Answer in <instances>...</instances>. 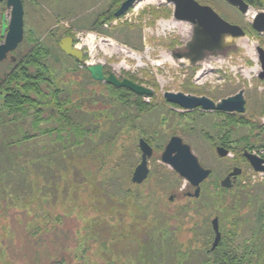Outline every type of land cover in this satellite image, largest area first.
Returning <instances> with one entry per match:
<instances>
[{"label":"rangeland","instance_id":"374dc122","mask_svg":"<svg viewBox=\"0 0 264 264\" xmlns=\"http://www.w3.org/2000/svg\"><path fill=\"white\" fill-rule=\"evenodd\" d=\"M124 1L21 0L24 35L18 50L24 53L33 44L46 48L51 53L45 74L50 82L40 85L45 97L32 94L36 106L21 113L9 112L5 92L0 95V264H210L214 218L226 248L230 244L244 264H264V224L257 223L258 214L264 216V176L242 156L243 151L264 152V91H259L264 81L248 82L240 74L242 65L251 66L243 46L259 45L258 39L248 35L251 43L241 39L238 48L219 55L227 68L212 72L211 83L195 86L193 71L180 69L170 57L171 51L182 48L185 27L168 31L159 26H172V6L164 0H141L118 20L108 19ZM195 1L247 31L258 11L252 8L239 16L223 0ZM9 12L0 3V24ZM76 35L89 42V49L83 47L86 61L93 55L105 73L153 92L142 97L148 110H138L132 93L114 91L80 74L83 65L58 47L62 38ZM54 90L61 91L60 104ZM239 91L245 100L243 114L182 112L163 98L165 92H181L217 103ZM56 105L63 112L69 109L71 127L54 118ZM228 117L248 124L231 125ZM172 136L180 137L211 171L197 199L184 197L193 189L160 161ZM139 139L150 145L153 156L147 180L134 185ZM217 147L229 155L220 158ZM233 168L242 174L231 188H222L220 182ZM24 174L31 175L30 184H22ZM8 183L11 192L21 193L16 202L30 208L7 210ZM48 194L50 204L43 206ZM37 204L49 217L33 231L27 226L37 217L30 213Z\"/></svg>","mask_w":264,"mask_h":264},{"label":"water","instance_id":"95a60500","mask_svg":"<svg viewBox=\"0 0 264 264\" xmlns=\"http://www.w3.org/2000/svg\"><path fill=\"white\" fill-rule=\"evenodd\" d=\"M5 2L10 11L9 19L3 18L0 37V62L4 61L8 54L15 51L23 41L24 35V10L21 0H0ZM141 0H125L114 12L115 18H120L126 14L135 4ZM233 7H236L242 14H247L250 6L244 0H224ZM172 6V19L175 22H185L190 24L191 33L184 43L185 51H171L170 57L180 69L195 68L198 64L206 61V54H212V58L219 57L217 52L223 49H236L237 41L245 38V32L238 26L222 19L211 7L201 5L195 0H164ZM251 28L257 34H264V12H258L250 22ZM58 47L68 58L74 59L77 63H83V52L73 46L71 37H64L60 40ZM257 60L260 64L259 80H264V49L260 46L255 48ZM89 78L94 82L104 83L115 89H124L138 97H151L153 92L129 79H119L113 73H105L101 64L85 67ZM164 100L171 105H175L185 111L201 109L202 111H218L224 113L243 114L245 112V100L243 91L235 95L222 99L218 103L205 96H193L181 92H165ZM138 148L141 153L140 163L135 167L131 183L141 185L149 174L148 160L153 155V149L143 139L138 140ZM216 154L220 158L228 155V151L222 147L216 148ZM254 172L264 173V159L256 157L247 151L243 152ZM160 161L169 166L179 177L189 183L194 188L193 194L189 197L198 198L200 186L210 176L211 171L203 168L197 158L193 155L190 147L178 136H172L165 144L160 155ZM241 170H234L221 181L222 188H231L230 178H235ZM211 228L214 235L210 250L214 251L220 243L221 233L218 227V219L211 221Z\"/></svg>","mask_w":264,"mask_h":264},{"label":"trees","instance_id":"16d2710c","mask_svg":"<svg viewBox=\"0 0 264 264\" xmlns=\"http://www.w3.org/2000/svg\"><path fill=\"white\" fill-rule=\"evenodd\" d=\"M249 6L253 8H263L264 7V0H244ZM114 18V13H110L108 19ZM247 35L254 37L258 39L259 43L261 45H264V35L260 36L256 32L253 31L251 26L249 25V30L247 32ZM51 56V53L46 49L43 48L42 45H32L28 49V53L26 56V60L24 62V66H22L21 69H18L14 71L9 79L7 89V95L4 98V104L5 107L8 109L11 113H21L24 112L25 107H35L36 101L32 99L31 95H35L36 97H45L43 92L41 91L40 84L46 83L49 81L45 74L47 73V70H49L47 66V59ZM30 67L34 68V72L31 73L29 70ZM90 79V78H89ZM91 80V79H90ZM92 81V80H91ZM50 82V81H49ZM108 88H112V90L117 91V89L106 85ZM124 90V89H122ZM130 93L129 91L125 90L124 93ZM61 91H55L53 93V97H55L56 104H60L58 101V97L60 95ZM125 95V94H123ZM132 95V94H130ZM119 100H122L121 98H125V96L122 95H116ZM54 99V98H53ZM70 104V103H67ZM134 104L140 110L141 112H144L150 108V105L144 103L142 101V97H135ZM63 105V104H62ZM55 108V107H54ZM67 107L64 108V112L61 111V107L56 105V108L54 109V118L57 120L59 119L60 122L66 124V127H71L72 125H69L70 119H68V111ZM40 110H36V114H39ZM55 119V120H56ZM231 125H247L248 122L242 118H239L236 120L235 118H230ZM62 126V127H65ZM65 129V128H63ZM48 132V131H47ZM46 132V133H47ZM30 138H26L24 140H28ZM252 148H249L248 150H251ZM25 173V172H24ZM31 175L24 174V178L22 180V184H30L32 182V179L30 178ZM10 183L7 185V210H11L12 208H16L17 210L28 208V203L24 202H16V200L19 198L18 196L21 195V193H13L10 191ZM243 188V187H242ZM235 196L238 195V192L234 191ZM14 195H17L15 197ZM221 198H224L225 195L219 194ZM51 195H46L42 198L41 204L44 206L45 204H50L49 199ZM15 199V200H14ZM22 200V199H21ZM24 201V200H23ZM32 205L30 213H33L37 217L31 218V221L29 222L27 228H31L33 231H37L38 224L40 226L43 224L44 221L48 220V213L41 209L40 205ZM66 207L70 208L69 205L65 204ZM30 208V206H29ZM37 218V219H36ZM36 219V220H35ZM257 223L259 224V227H261L264 224V216L262 215V212L258 214ZM40 230V229H39ZM220 231V230H219ZM7 234L9 236L11 235L9 229H7ZM209 256H210V264H244L246 262L245 260H242L239 258V256L236 255L235 252L231 251L230 244L227 245V248L225 245H223V240L221 237L220 243L217 246V248L210 252L209 250ZM209 262V261H207Z\"/></svg>","mask_w":264,"mask_h":264},{"label":"built area","instance_id":"2783aa9c","mask_svg":"<svg viewBox=\"0 0 264 264\" xmlns=\"http://www.w3.org/2000/svg\"><path fill=\"white\" fill-rule=\"evenodd\" d=\"M117 20H118V18H117ZM173 21H174L173 19L170 21V22H172V26L169 25V22L168 23L159 24V26L163 25L166 30L170 31L171 28L174 27L173 26ZM179 23H181L182 26L185 27V28H183V32H184V34L186 36L187 31H188V24L184 23V22H179ZM174 28H176V27H174ZM78 37H79V35H76L74 37V40H75L74 43L76 41L80 40ZM80 41H81L80 44H76L75 43V47L77 49L82 50V52H83V47H86L87 49H89V42L87 41V39L84 40V41L83 40H80ZM243 49H244V55L245 56L247 55V57L249 58L251 66L245 67V65H242L241 68H240V74L243 76V78L246 79V81L250 82L252 79L258 78V75L260 73V64H259V62L257 60V56H256V58L251 57L249 55L247 49L245 47H243ZM83 54H85V52H83ZM93 58H94L93 55H90V60L89 61H86L84 59V61L82 63V65H83L82 67L84 68L86 66L97 65V64H101L104 67L103 63H98L97 61L93 60ZM227 65H228V62L216 58V59H212L211 62L204 61L203 63L198 64L195 68H191V69H187V70H192L193 73H194V76H192L193 77L192 78V83L195 86H197V85L198 86H203V85H205L207 83H211V80H213V78L210 76L212 74V72L213 73L214 72H219L220 73V71L222 70V67H226L227 68ZM219 73H217V74H219ZM222 73H224V72H222ZM187 76L188 75L184 74L182 76V78L186 79ZM217 78H218V76H217ZM218 80H220V79L218 78ZM259 91H264V87H260ZM178 111H182L183 112L185 110L179 108ZM253 154L258 156V157H264V152L253 153ZM257 174H260V175L264 176V173H257Z\"/></svg>","mask_w":264,"mask_h":264},{"label":"flooded vegetation","instance_id":"af4514ba","mask_svg":"<svg viewBox=\"0 0 264 264\" xmlns=\"http://www.w3.org/2000/svg\"><path fill=\"white\" fill-rule=\"evenodd\" d=\"M224 1V0H223ZM226 4H228L226 1H224ZM1 4H5V6H6V3L3 1V2H0ZM198 3V2H197ZM201 5H204V4H201ZM230 7H232L237 13H238V15L239 16H245V15H247L249 12H250V10L253 8V7H251L250 6V9H249V11H248V13L247 14H242L236 7H233V6H231L230 4H228ZM208 6V5H207ZM7 8V7H6ZM255 9H258V11H255L254 12V14H253V16L251 17V20L249 21V25H250V22L252 21V19L254 18V16L256 15V13H258V12H264V7L263 8H255ZM4 17L6 18V16L4 15ZM7 19V18H6ZM185 23V22H184ZM1 24H2V22H1ZM1 24H0V26H1ZM188 24V23H187ZM236 25V24H235ZM251 26V25H250ZM241 27V26H240ZM242 29H243V31L245 32V38H243V39H246V41L249 43L250 42V40L249 39H247V37H248V35H247V30L245 29V28H243V27H241ZM190 33H191V26H190V24H188V31H187V34H186V37H185V40H184V42H183V45H182V48L181 49H177V50H175V51H185L184 50V48H183V46H184V43H185V41L188 39V37H189V35H190ZM258 35H260V34H258ZM264 35V34H263ZM263 35H260V36H263ZM247 36V37H246ZM72 38V37H71ZM250 38H252V39H255L256 41H257V39L256 38H254V37H250ZM72 40H73V46L75 47V43H74V39L72 38ZM241 41V39L239 40V41H237V48L239 47V42ZM2 42V39L0 38V43ZM258 42V41H257ZM251 43V42H250ZM252 44H255V43H252ZM259 45H255L256 47L257 46H260L261 48H263L264 49V46L263 45H261L260 43H258ZM245 45H251V44H245ZM263 46V47H262ZM229 51H232V48L230 49V48H226V49H223V50H221V51H219V52H217V54H218V56L219 55H224L225 53H227V52H229ZM27 53H28V50L27 51H25L24 53H21V52H19V50H18V48L15 50V51H13V52H11V53H9L8 54V56H7V58L4 60V61H2V62H0V95H2L4 92H5V95H7V89L9 88V86H8V83H9V79H10V76H11V74L14 72V71H16V70H18V69H21L22 68V66H24V62H25V60H26V56H27ZM256 53V52H255ZM257 56V55H256ZM212 58V54H206V60L207 59H211ZM218 58V57H217ZM69 59H71V58H69ZM212 59H216V58H212ZM73 61H75V63L76 64H82V63H77V61L76 60H74V59H72ZM83 61H84V54H83ZM30 68H32V69H34L33 67H30ZM29 68V69H30ZM84 71L83 72H80V74L81 73H85V74H87L86 73V71H85V67L84 68H82ZM186 69H190V68H186ZM107 74V73H106ZM89 76V75H88ZM259 78V77H258ZM261 81V80H260ZM264 81V80H263ZM41 84H43V83H41ZM40 84V85H41ZM54 91H57V90H54ZM64 91V90H63ZM65 91H75L74 89L73 90H71V89H67V90H65ZM230 97V96H229ZM243 98H244V95H243ZM221 101V100H220ZM219 101V102H220ZM218 103V102H217ZM53 112H54V109L52 110ZM218 111H216V113H217ZM219 113H224V112H219ZM228 114H230V113H228ZM139 149V148H138ZM225 149V148H224ZM227 150V149H226ZM215 151H216V149H215ZM228 151V150H227ZM139 152H140V150H139ZM244 152V151H243ZM248 152V151H247ZM248 153H250V154H252V155H254L253 153H251V152H248ZM228 155H229V151H228ZM227 155V156H228ZM153 156V155H152ZM242 156H243V153H242ZM254 156H256V155H254ZM256 157H258V156H256ZM244 158V157H243ZM259 158H261V159H264V157H259ZM140 159H141V153H140ZM245 159V158H244ZM246 160V159H245ZM247 162V161H246ZM140 163V162H139ZM248 163V162H247ZM250 166V165H249ZM234 170V168L232 169V171ZM253 170V169H252ZM231 171V172H232ZM231 172H229L227 175H226V177L231 173ZM257 173V172H256ZM258 173H262V172H258ZM242 174V172H240V174L239 175H237L235 178H233V177H231L230 178V182L232 183V182H235V180L240 176ZM149 175V174H148ZM211 175V174H210ZM148 177V176H147ZM225 177V178H226ZM224 178V179H225ZM146 180H147V178H146ZM145 180V181H146ZM203 184V183H202ZM220 184H221V182H220ZM134 185H136V184H134ZM192 188V187H191ZM193 189V191H194V188H192ZM200 192H201V186H200ZM188 194H193V192H187V193H184V197L186 198V199H195V198H193V197H189L188 196ZM200 196V195H199ZM173 197L174 196H172V197H170L169 198V202H173ZM197 199V198H196ZM218 227H219V221H218ZM212 229V228H211Z\"/></svg>","mask_w":264,"mask_h":264},{"label":"bare ground","instance_id":"6f19581e","mask_svg":"<svg viewBox=\"0 0 264 264\" xmlns=\"http://www.w3.org/2000/svg\"><path fill=\"white\" fill-rule=\"evenodd\" d=\"M153 1H155V0H153ZM151 3V2H150ZM7 17H9V16H7ZM9 19V18H8ZM7 19V20H8ZM173 26L174 27H182V24L181 23H179V22H174L173 21ZM109 45V44H108ZM256 44H251V45H244L243 47H245L246 49H247V51H248V53H249V55L251 56V57H254V58H256V53H255V48H256V46H255Z\"/></svg>","mask_w":264,"mask_h":264},{"label":"crops","instance_id":"0c3cea01","mask_svg":"<svg viewBox=\"0 0 264 264\" xmlns=\"http://www.w3.org/2000/svg\"><path fill=\"white\" fill-rule=\"evenodd\" d=\"M86 89V88H85ZM59 91V90H58ZM81 91V90H80Z\"/></svg>","mask_w":264,"mask_h":264}]
</instances>
